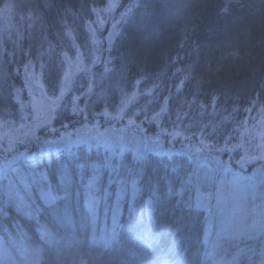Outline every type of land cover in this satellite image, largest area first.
<instances>
[{"label": "trees", "instance_id": "trees-1", "mask_svg": "<svg viewBox=\"0 0 264 264\" xmlns=\"http://www.w3.org/2000/svg\"><path fill=\"white\" fill-rule=\"evenodd\" d=\"M0 62V118L20 119L34 74L58 101L39 136L89 125L162 140L24 148L0 173V237L39 264H203L206 213L182 195L198 166L187 146L238 143L264 107V0H0ZM22 172L44 173L60 199L18 211L4 190Z\"/></svg>", "mask_w": 264, "mask_h": 264}, {"label": "rangeland", "instance_id": "rangeland-1", "mask_svg": "<svg viewBox=\"0 0 264 264\" xmlns=\"http://www.w3.org/2000/svg\"><path fill=\"white\" fill-rule=\"evenodd\" d=\"M1 66L0 62V82L3 81ZM30 75L24 91L28 98L25 101L22 97L18 99L23 115L19 120L0 118V173L16 162L24 148L28 151L35 144H41L42 152L84 142L104 144L111 149L162 151V140L136 138L126 130L102 132L89 125L58 134L52 126H47L45 137L39 136L44 126L53 120L58 101L46 92L40 76ZM219 149L225 150L212 151L203 145L187 146L198 166L182 195L186 194L206 213L203 264H236L246 256L256 257V264H264V243L256 244L264 235V107L247 120L238 143ZM245 157L251 159L242 165L240 161ZM234 164L237 173L232 168ZM45 180L44 173H20L4 190L7 202L25 214L30 213L31 206L39 199L54 205L61 196L52 185L44 184ZM255 239L256 245L249 243L251 247L248 245L247 248L243 244L246 241L253 243ZM38 259L23 240L0 237V264H39Z\"/></svg>", "mask_w": 264, "mask_h": 264}, {"label": "snow or ice", "instance_id": "snow-or-ice-1", "mask_svg": "<svg viewBox=\"0 0 264 264\" xmlns=\"http://www.w3.org/2000/svg\"><path fill=\"white\" fill-rule=\"evenodd\" d=\"M116 7H117V5L115 3H110L108 5L107 9L102 10V11H108V12H110L112 9H114ZM100 23H103V20H100ZM58 89L60 91V94L63 95V90L61 88H59V87L55 88L54 89V92H56ZM165 103H167V101ZM82 111L83 110H81V114H82ZM163 111H164V109H161V113H163ZM122 113H123V108H121L120 112L118 113L119 115H121V118H122ZM105 114H107V113H105ZM159 118H160V114H156V115H154V116L151 117V120L154 122V121L158 120ZM129 123H134V121L129 120ZM178 134L179 133H177V135ZM201 144L204 147L209 148V150H211V148H212V146L207 145V144H204V141L203 140L201 141ZM224 150L225 149H217V151H224ZM249 159H251V158L245 157V159L241 160L240 163L243 165L244 163H247ZM91 167H92V178H91V180L89 182L90 183V187L98 179V175H99V169H97L95 165H92ZM101 167H104V165H101ZM88 168H89V165L87 163H85V165H84V171L87 172L88 171ZM69 169H71V165L69 166ZM69 169H65L63 166H61V168L58 169V172L61 175L62 179H67ZM73 171H74V169H73ZM22 179H23V177H21V180ZM135 190H136V185H135V183H133V192H135Z\"/></svg>", "mask_w": 264, "mask_h": 264}]
</instances>
